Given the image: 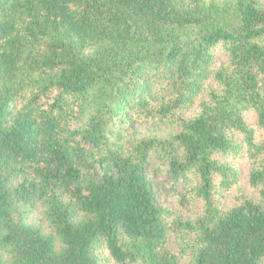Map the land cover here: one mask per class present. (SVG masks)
I'll use <instances>...</instances> for the list:
<instances>
[{
	"label": "trees",
	"instance_id": "16d2710c",
	"mask_svg": "<svg viewBox=\"0 0 264 264\" xmlns=\"http://www.w3.org/2000/svg\"><path fill=\"white\" fill-rule=\"evenodd\" d=\"M151 77L166 87L153 93ZM152 120L171 133L133 138ZM104 252L264 264V4L0 0V253L103 264Z\"/></svg>",
	"mask_w": 264,
	"mask_h": 264
},
{
	"label": "rangeland",
	"instance_id": "374dc122",
	"mask_svg": "<svg viewBox=\"0 0 264 264\" xmlns=\"http://www.w3.org/2000/svg\"><path fill=\"white\" fill-rule=\"evenodd\" d=\"M260 3L264 4V0H257ZM153 68H151L150 70H152ZM151 72V71H150ZM159 82V84H158ZM147 84L150 85V83H154L153 89L155 93V89L158 88L160 90H163V87H166L167 81H159V80H155L154 78H150L148 81H146ZM211 86H213L211 84ZM214 87V86H213ZM216 89V88H215ZM214 89V90H215ZM252 116H249L248 119L251 121ZM172 128L169 125H159L157 123H155L153 120L150 122H145L141 125H138L136 128V131L134 133L133 138H139V136H143L146 137L149 134H157L159 137H165L167 136L169 133H171ZM128 141H131V134L128 135L127 137ZM78 166L81 168L82 170V175H83V180L87 181L90 180L92 178H96L97 177V172L98 169L96 166H94V164L89 161H81L78 160ZM240 168L243 170V177H241V185L247 187V170H248V165L247 162L241 163L239 164ZM247 196H252L253 198L256 197V193L254 191H250V189H247ZM234 196H235V191H232L229 193V195H227V198H224L220 201V204L223 207H230L232 205H234ZM177 200L176 199H168L167 201V205L170 206V208L172 209H178L177 205ZM200 212V207H199V203H192L190 205H188L187 207H185L183 210H181V213L185 215V217H188L189 215H195L196 213L199 214ZM41 217L39 216H35V220H40ZM170 247L172 250L176 251V247H175V241L174 239H172L170 241ZM105 252L103 253V255L105 256ZM3 255V257H2ZM0 264H20L19 260L17 258H15L14 256H10V255H6V254H1L0 253ZM184 264H187L188 262H183ZM103 264H112L109 260H107L106 256L104 259Z\"/></svg>",
	"mask_w": 264,
	"mask_h": 264
}]
</instances>
